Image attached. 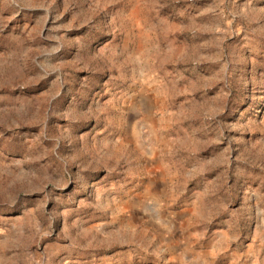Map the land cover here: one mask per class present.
Wrapping results in <instances>:
<instances>
[{
  "label": "rangeland",
  "instance_id": "rangeland-1",
  "mask_svg": "<svg viewBox=\"0 0 264 264\" xmlns=\"http://www.w3.org/2000/svg\"><path fill=\"white\" fill-rule=\"evenodd\" d=\"M0 264H264V0H0Z\"/></svg>",
  "mask_w": 264,
  "mask_h": 264
}]
</instances>
